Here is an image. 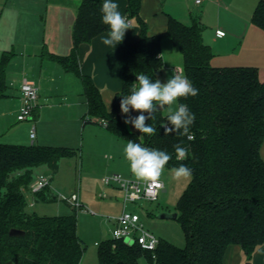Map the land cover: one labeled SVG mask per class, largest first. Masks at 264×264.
<instances>
[{
	"label": "trees",
	"instance_id": "obj_1",
	"mask_svg": "<svg viewBox=\"0 0 264 264\" xmlns=\"http://www.w3.org/2000/svg\"><path fill=\"white\" fill-rule=\"evenodd\" d=\"M79 1L71 53L60 56L45 48L43 57L82 81L88 103L84 122L102 123L120 139L167 151L172 157L165 166L168 170L180 164L192 169L175 210L185 247L160 240L151 252L108 239L99 245L100 264H141L142 259L148 264H223L226 249L234 244L250 260L264 245V81L259 69L212 66L214 53L204 43V25L199 20L186 25L169 16L167 30L150 35L141 16L142 0H126L127 19L137 23L140 39L121 48L122 88L109 110L93 78L83 74L79 59L81 44L108 33L101 21L102 0ZM251 23L264 31V0L258 2ZM164 38L183 55L184 75L199 90L196 97L178 101L195 114L192 140L177 133L165 135L161 125L167 123V115L163 111L147 121L157 129L156 134L140 138L129 130L120 111V95L130 94L132 84H138L136 76L159 79L165 67ZM13 56V52H4L0 59V99L6 96V72ZM177 143L188 149L184 160L176 158L173 145ZM76 155V150L67 147L0 143V264H81L86 247L78 234L77 211L68 216L38 215L28 211L24 194L35 181V169L47 166L55 173L61 158ZM34 199L58 201L50 187L34 194ZM12 229L25 234L12 237Z\"/></svg>",
	"mask_w": 264,
	"mask_h": 264
},
{
	"label": "crops",
	"instance_id": "obj_2",
	"mask_svg": "<svg viewBox=\"0 0 264 264\" xmlns=\"http://www.w3.org/2000/svg\"><path fill=\"white\" fill-rule=\"evenodd\" d=\"M47 1L0 0V59L4 52L14 53L6 72V96L0 99V143L3 144L71 146L75 144L88 112L82 81L75 74L65 72L57 62L43 57L45 48L60 56L71 53L72 31L80 1L58 0L50 7ZM160 1L142 0L141 16L147 22L150 35L164 33L169 16L186 25L199 20L204 25V43L214 53L212 66L256 67L264 81V31L251 23L260 0H201L199 4L196 0H180L178 4L167 2L165 7L160 6ZM115 2L127 18L126 0ZM43 12L48 13L44 29L41 22ZM128 21L131 29L126 31L121 43L104 45L102 38L108 34L104 33L79 47L81 70L93 78L109 110L122 88L121 48L140 39L137 23ZM218 30L225 32V36L219 37ZM168 40L164 38L162 41L164 69L171 65L175 73L182 71L184 74L183 55L171 40L172 48L168 49ZM25 81L38 88L39 96L32 118L23 122L26 127L19 130L20 133L13 127L15 123H22L17 120V115L21 107L20 88ZM48 109L52 110L51 117ZM9 118L13 120L9 122ZM33 129L34 141L30 138ZM261 155L264 159V143ZM223 264H264V245L257 248L251 261L243 254L240 245H230L225 251Z\"/></svg>",
	"mask_w": 264,
	"mask_h": 264
},
{
	"label": "rangeland",
	"instance_id": "obj_3",
	"mask_svg": "<svg viewBox=\"0 0 264 264\" xmlns=\"http://www.w3.org/2000/svg\"><path fill=\"white\" fill-rule=\"evenodd\" d=\"M57 1L48 0L47 4L50 7ZM164 1H160V6L165 7L167 2L168 4H178L180 0ZM47 17L48 13L43 12L41 20L43 29ZM168 42V49H170L172 44L170 40ZM173 74H176L173 67L167 65L160 77L161 82H165ZM51 111V109L47 110L49 117L53 115ZM163 114L168 115L166 109ZM129 115L134 117L139 113L133 111ZM12 120L9 118V122ZM81 124L82 130L78 133L75 144L66 146L76 150V156L61 158L58 171L55 173L47 166H41L34 170L35 180L40 176L50 180L48 187L58 197V201L52 203L36 202L30 188L25 190L24 194L29 203L28 211L42 216L73 215L76 209L64 199L77 194L82 206L76 210L78 234L86 247L81 264H100L99 246L95 244L112 238L114 228L112 218L120 216L125 207L123 191L116 185H106L103 179L113 175H121L127 180L136 182L141 180H138L131 173L128 161L124 157L123 149L127 141L110 133L100 123L83 122ZM128 126H130L128 127L129 130L133 132L132 125L129 124ZM25 127L26 125L22 122L20 124L15 123L13 128H15L14 131H19L25 130ZM19 132L21 133V131ZM134 133L140 138L142 137V133L135 129ZM160 180L164 182L165 188L160 192L158 201L127 204L126 209L138 213L145 230L155 235L159 240L184 248L186 240L180 222L173 219H159L158 215L162 212H175L177 202L187 188L191 177L177 179L171 170L164 168ZM140 262L141 264H148L145 259Z\"/></svg>",
	"mask_w": 264,
	"mask_h": 264
},
{
	"label": "clouds",
	"instance_id": "obj_4",
	"mask_svg": "<svg viewBox=\"0 0 264 264\" xmlns=\"http://www.w3.org/2000/svg\"><path fill=\"white\" fill-rule=\"evenodd\" d=\"M101 21L108 26V34L102 38L106 46H113L124 40L126 31L131 29L128 19L120 12L115 0H102ZM137 83H133L130 94L120 95V111L126 117L124 123L132 125L139 133L155 135L157 129L147 121L155 119L158 111L168 112L167 123L162 124L164 134L177 133L187 136L189 140L194 137L190 128L195 121V114L187 104L178 103L181 99L196 97L199 90L195 88L187 76L173 74L165 82L160 79L153 81L149 76L140 74L136 76ZM175 105V108L173 106ZM138 112L139 115L131 116L130 112ZM107 123V122H105ZM177 160H184L188 156V149L181 144L173 145ZM124 157L128 161L131 173L148 185V191L152 187H161L160 177L165 166L172 159L165 150L153 149L142 146L129 140L123 149ZM177 179L190 178L192 169L184 164L171 170Z\"/></svg>",
	"mask_w": 264,
	"mask_h": 264
},
{
	"label": "built area",
	"instance_id": "obj_5",
	"mask_svg": "<svg viewBox=\"0 0 264 264\" xmlns=\"http://www.w3.org/2000/svg\"><path fill=\"white\" fill-rule=\"evenodd\" d=\"M199 4L201 0H196ZM219 37L225 36V32L218 30ZM176 74H183L182 71H177ZM184 75V74H183ZM21 107L17 115L19 122H24L32 118L36 108V101L38 99V88L31 82L25 81L21 85ZM35 129L30 133V138L34 141ZM106 185H116L124 193V210L118 217L112 218L114 228L112 231L113 240L123 241L130 246H140L143 250L154 252L159 244V239L145 230L138 213L126 209L127 204L138 203L141 201L156 202L159 199L160 192L165 188V184L161 182V187H152L148 191V185L143 181H132L122 178L121 175H113L103 179ZM50 185V180L44 176L38 177L30 186L33 194H36ZM25 191V190H24ZM64 199V198H63ZM70 206L79 210L82 206L77 194H73L70 198L64 199ZM32 205V204H31ZM96 243V246H99Z\"/></svg>",
	"mask_w": 264,
	"mask_h": 264
},
{
	"label": "water",
	"instance_id": "obj_6",
	"mask_svg": "<svg viewBox=\"0 0 264 264\" xmlns=\"http://www.w3.org/2000/svg\"><path fill=\"white\" fill-rule=\"evenodd\" d=\"M178 217V214L177 212H174V213H168V212H162L158 215V218L159 219H173V220H176ZM25 232L24 231H21V230H18V229H12L10 231V236L12 237H21V236H24Z\"/></svg>",
	"mask_w": 264,
	"mask_h": 264
}]
</instances>
